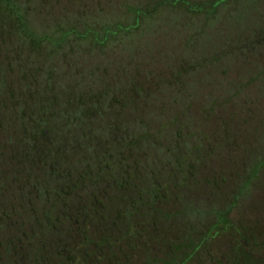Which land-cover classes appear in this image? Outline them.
<instances>
[{
    "label": "rangeland",
    "instance_id": "374dc122",
    "mask_svg": "<svg viewBox=\"0 0 264 264\" xmlns=\"http://www.w3.org/2000/svg\"><path fill=\"white\" fill-rule=\"evenodd\" d=\"M154 1L0 0V214L9 225L29 209L83 201L112 212L121 203L116 179L126 180L127 201L129 183L159 181L168 199L154 209L172 219L136 226L142 233L114 250L118 264H177L188 253L177 228L195 236L255 172L264 153V0L243 8L245 0H226L212 19L174 6L140 10V26H129L130 4ZM85 29L107 30L108 42L83 37ZM48 150L73 182L65 204L24 192L50 174L41 163ZM251 177L228 219L263 227L264 171ZM163 229L171 250L155 235ZM230 240L213 239L184 264H225L219 253Z\"/></svg>",
    "mask_w": 264,
    "mask_h": 264
},
{
    "label": "trees",
    "instance_id": "16d2710c",
    "mask_svg": "<svg viewBox=\"0 0 264 264\" xmlns=\"http://www.w3.org/2000/svg\"><path fill=\"white\" fill-rule=\"evenodd\" d=\"M224 1L226 0H175L173 5H166L169 4L167 0H155L150 4L151 6L132 3L130 5L133 6L130 8L133 15L129 26L135 28L140 26L139 22H141L142 17L137 14L138 11L143 10L150 13L165 6L181 7L190 13L204 17V19H212L219 14L221 4ZM246 2L251 3L252 0L239 3L240 8H243V4ZM102 31L85 29L83 37L88 38L92 34L93 42L103 46L108 42L109 34L107 30ZM38 131L45 134L41 129H38ZM33 132L36 133L35 130ZM26 142L30 148L32 145H36L33 140H27ZM41 153L42 156L44 155L41 157V163L53 166L50 174H47L48 177L39 176L35 180H30V188L24 192L33 193L39 198L57 196L61 203L65 204L68 197H64V193L70 189L71 183H73L69 181L71 176L68 178L63 172L56 170V165L53 164L54 152L52 150L42 151ZM262 154V158L257 159L255 162V172L249 170L248 178L250 182L245 181L236 187L234 198L226 207V210H216L218 205H214L215 218L203 227H194L197 229L195 236H181L183 234L181 228H177L179 234L176 236L187 242L188 246V253L177 264H184L186 259H190L195 254H200L202 246L223 236L231 239V244L227 249L229 252L219 253L225 258V264H264V241L262 240L264 226L261 227L256 224L247 227L245 224L232 222L228 219V213L238 205L241 198L246 195L245 191L252 186L251 175L264 171V153ZM86 176V173H80L76 183L82 184L85 182ZM125 181L124 177L115 181V187L118 191L121 190L122 193L120 194L121 203H117V207L112 212L105 211L100 205L97 207L93 204L87 205L83 201L80 205L76 204L72 209H68L63 205L60 207H43L38 212H35L36 209H29L28 214L30 216L23 218L25 217L24 212H20L18 217L21 218L13 220L10 225L6 220L7 214H0V264H118L117 252L114 247L120 241L135 237L137 233L140 235L142 232L135 229L136 226L140 228L144 225L146 231L148 226L154 228L158 222H161L163 226L166 225V221L172 219L170 215L164 214L156 208L154 209L156 203L168 199L167 184L158 181L157 185L153 184L149 189L148 186L144 188L143 185L137 187L131 182L127 186L128 193H130V201H127L129 195L123 192ZM133 192L138 193L137 196H133ZM183 195L178 193L175 195V200L178 202ZM92 197L93 195L88 196V199ZM177 202L176 204H178ZM145 205L150 206L147 207L150 210L145 209L147 224L141 222V212H144ZM177 207L180 208L179 205ZM182 213H184V209L180 208L173 217L178 215L180 219ZM16 214L14 217H17ZM162 221H165V223ZM120 224L124 227L119 228ZM156 233H158L155 234L156 236L161 234L166 236L169 231L163 229L161 233L160 231ZM164 242L167 243L166 250L173 249V247H169L171 243L167 236L164 238ZM187 246L184 247L187 249ZM182 247H179V250ZM169 253L172 257L176 252L174 253L173 250Z\"/></svg>",
    "mask_w": 264,
    "mask_h": 264
}]
</instances>
